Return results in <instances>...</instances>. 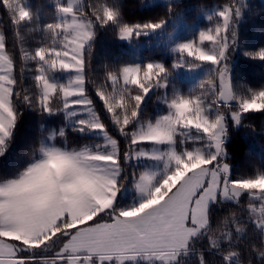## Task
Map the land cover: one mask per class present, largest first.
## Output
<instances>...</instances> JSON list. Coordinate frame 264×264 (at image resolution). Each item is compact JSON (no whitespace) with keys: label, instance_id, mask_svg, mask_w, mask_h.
<instances>
[{"label":"snow or ice","instance_id":"1","mask_svg":"<svg viewBox=\"0 0 264 264\" xmlns=\"http://www.w3.org/2000/svg\"><path fill=\"white\" fill-rule=\"evenodd\" d=\"M165 5L159 18L129 22L120 0H52L42 23L28 0H0L21 62L0 27V157L22 109L66 120L41 123L27 165L0 177V264H264V158L234 175L225 148L232 126L264 113V83L232 75L244 0L202 9L210 26L169 45L170 65L105 64L95 78L97 33L130 43L162 33L179 16L174 0ZM33 33L42 38L30 48ZM243 55L264 61V47ZM199 69L184 91L177 77ZM153 96L166 108L150 117ZM68 128L101 139L72 147Z\"/></svg>","mask_w":264,"mask_h":264},{"label":"trees","instance_id":"2","mask_svg":"<svg viewBox=\"0 0 264 264\" xmlns=\"http://www.w3.org/2000/svg\"><path fill=\"white\" fill-rule=\"evenodd\" d=\"M66 2V1H64ZM85 3L88 0H84ZM225 0H180L176 1L175 11L179 14L177 18L189 22L199 21L203 28L210 26L201 16L205 13L202 9L211 10ZM248 8L243 14V19L238 25L239 46L232 55V75L237 81H243L252 86L264 83V61L253 60L243 55L244 51L258 50L264 47V3L262 0H244ZM124 17L129 22H142L147 19L159 18L167 12L165 3H156L145 6L144 0H120ZM31 7L39 9L41 22H47L53 18L52 0H31ZM171 23V22H170ZM0 27L6 34V42L10 53L16 56L17 70H19V53L15 48L12 29L8 23L5 10L0 6ZM40 33L26 36V44L31 48L37 40L41 39ZM156 52L151 54L149 52ZM150 60H163L171 64L172 56L160 48L146 51ZM147 60V59H146ZM136 61V56L124 48V44L111 31L100 30L97 33L94 45L93 70L95 78L99 81L104 76V65H120ZM27 76V74H26ZM178 83L184 91L191 87V82L177 78ZM26 83L30 80L26 79ZM93 97L95 99L94 93ZM98 110L102 111L99 100H96ZM156 100L155 96L145 105L146 114L154 117L158 112L165 110L166 106ZM22 116L14 132V139L3 157H0V177L13 175L17 170L23 169L29 162L31 147L38 141L40 135V124L45 123L47 118L42 119L40 115L30 109H22ZM107 119V116H104ZM245 124L252 127L232 126L229 138L225 143L226 150L230 153V165L234 175L251 173L254 165H259L262 156L253 148L250 141L264 144V113L248 114ZM48 128V127H47ZM114 131V130H113ZM70 146L79 147L86 142H99V138L89 135H81L78 132L67 133ZM135 192L127 197L120 198V204L128 205L133 202ZM254 243H259L254 241ZM188 264H195L193 257Z\"/></svg>","mask_w":264,"mask_h":264},{"label":"rangeland","instance_id":"3","mask_svg":"<svg viewBox=\"0 0 264 264\" xmlns=\"http://www.w3.org/2000/svg\"><path fill=\"white\" fill-rule=\"evenodd\" d=\"M67 2V0H64ZM180 1V0H174V2ZM264 3V0H262ZM167 0H144V5L145 6H152L156 3H166ZM28 3H31V0H28ZM206 22H209L207 19V15L204 14L201 16ZM202 25L199 21L195 22H189L185 19L177 18L176 23H169V26L162 32V33H157L154 34L150 37H142L139 40H135L133 42H128V41H121L124 44V48L131 52L133 55L136 56V60L138 62H147V61H153L148 59L149 58V53L156 54V52H149L147 53V50L150 49H161L168 53L166 49L168 48L169 45L175 42L177 39H188L190 38L198 29H202ZM173 32L172 39H169L168 33ZM169 54V53H168ZM147 59V60H146ZM159 61V60H156ZM204 74L203 69L196 70L194 72H181L180 75L177 77L182 80H187L191 82V86L197 82L199 78H201ZM165 107V105H162ZM66 123L65 118L63 117L62 114H58L54 118H47L44 125L45 127L48 128H56L58 129L59 127L63 126ZM71 130V128L67 129V133ZM81 134V133H80ZM192 135H196L195 130L192 131ZM81 135H89V136H94L99 139L98 135L95 133H90V134H81ZM58 139H62L59 138ZM253 145V148L264 158V144H260L257 142L250 141ZM191 146V145H190ZM231 166V165H230ZM232 169V168H231ZM131 192L134 191H129L127 193L122 194V197H127ZM135 196V195H134ZM118 199H120L118 197ZM133 199V198H132Z\"/></svg>","mask_w":264,"mask_h":264},{"label":"crops","instance_id":"4","mask_svg":"<svg viewBox=\"0 0 264 264\" xmlns=\"http://www.w3.org/2000/svg\"><path fill=\"white\" fill-rule=\"evenodd\" d=\"M57 142H58V144H62L63 143V140L57 138Z\"/></svg>","mask_w":264,"mask_h":264}]
</instances>
